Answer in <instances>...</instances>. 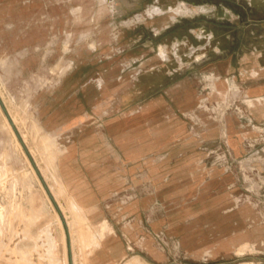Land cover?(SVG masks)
Here are the masks:
<instances>
[{
	"label": "rangeland",
	"instance_id": "374dc122",
	"mask_svg": "<svg viewBox=\"0 0 264 264\" xmlns=\"http://www.w3.org/2000/svg\"><path fill=\"white\" fill-rule=\"evenodd\" d=\"M107 63L135 105L171 102L178 86L198 95L182 113L190 140L179 141L197 154L179 175L206 182L192 181L180 204L195 234L173 237L171 262L264 264V139L233 161L225 126L239 112L264 135V102H244L264 88V0H0V264H89L108 237L61 187L66 138L43 126L39 104L71 68ZM215 169L232 182L210 184Z\"/></svg>",
	"mask_w": 264,
	"mask_h": 264
},
{
	"label": "crops",
	"instance_id": "0c3cea01",
	"mask_svg": "<svg viewBox=\"0 0 264 264\" xmlns=\"http://www.w3.org/2000/svg\"><path fill=\"white\" fill-rule=\"evenodd\" d=\"M106 66L99 69L104 72L96 73L71 68L39 102L43 126L49 131L62 130L66 138L56 161L58 179L86 219L101 226L108 223V237L93 251L89 264H129L135 260L176 264L170 260L174 247L169 243L181 234H195V221L188 222L190 215L181 212L180 204L189 198L192 181L206 182L202 173H196L194 179L188 177V183L179 175L189 172L187 164L197 154L179 141L190 140V121L182 118V113L197 107L198 95L189 86H178L172 91L171 102L141 101L135 105L129 94L131 85H125L119 89L124 92L120 102L129 105L121 109L115 99L119 92L115 74L109 63ZM263 89L258 88L244 102L262 105ZM184 92L192 96L189 104L182 103ZM257 114L256 119L264 125V114ZM251 122L244 121L239 112L226 117L233 161L251 153L253 142L264 139L251 131ZM183 159L186 164L180 163ZM210 177V184L232 182L220 169ZM188 250H192L189 240Z\"/></svg>",
	"mask_w": 264,
	"mask_h": 264
},
{
	"label": "bare ground",
	"instance_id": "6f19581e",
	"mask_svg": "<svg viewBox=\"0 0 264 264\" xmlns=\"http://www.w3.org/2000/svg\"><path fill=\"white\" fill-rule=\"evenodd\" d=\"M76 206V205H75ZM72 223H74V222H72ZM74 228V226L73 227H71V229H73ZM76 230V229H75ZM76 233H74V235H75ZM228 236V235H227ZM75 240V239H74ZM211 247H213V246H211ZM210 247V248H211ZM214 249V248H213ZM136 263V262H135ZM109 264V263H108ZM141 264V263H140Z\"/></svg>",
	"mask_w": 264,
	"mask_h": 264
}]
</instances>
